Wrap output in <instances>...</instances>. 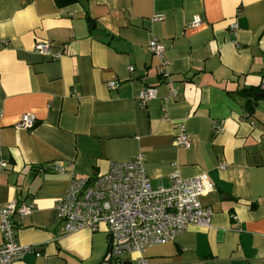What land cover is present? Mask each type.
Wrapping results in <instances>:
<instances>
[{
  "label": "crops",
  "instance_id": "0c3cea01",
  "mask_svg": "<svg viewBox=\"0 0 264 264\" xmlns=\"http://www.w3.org/2000/svg\"><path fill=\"white\" fill-rule=\"evenodd\" d=\"M156 14L164 17L152 21ZM195 16L202 22L192 26ZM153 36L167 76L149 50ZM41 40L62 57L39 53ZM263 76L264 0H0V206L36 205L16 229L32 249L14 264L108 260L106 229L65 232L56 203L73 173L101 176L138 154L154 188L169 187L173 172L207 173L211 185L200 197L211 225L149 246L147 264H264V101L248 110L241 91ZM148 86L157 97L142 105ZM24 113L38 119L33 129L16 127ZM179 122L190 147L176 139Z\"/></svg>",
  "mask_w": 264,
  "mask_h": 264
},
{
  "label": "built area",
  "instance_id": "2783aa9c",
  "mask_svg": "<svg viewBox=\"0 0 264 264\" xmlns=\"http://www.w3.org/2000/svg\"><path fill=\"white\" fill-rule=\"evenodd\" d=\"M163 17V14H156L151 20ZM201 22V17L195 16L191 25L196 26ZM230 29L236 33L237 25L233 24ZM148 47L154 55L162 58L161 72L167 76L169 60L164 57V44L153 36ZM36 50L53 59L64 54L62 49H55L47 40L39 41ZM118 84L112 80L109 87L115 88ZM260 86L264 90V76ZM157 93L156 87H145L139 94L141 104L146 105L157 97ZM37 122L35 115L24 113L16 127L33 129ZM214 125L216 132L223 131L220 121H214ZM178 130V143L190 147V137L183 122L178 123ZM227 166L226 163L220 164L221 169ZM6 167L7 160L0 158V172ZM54 168L64 171L60 164ZM210 189L207 173L183 178L178 172L171 174L169 187L154 188L145 166V157L138 154L131 160L112 161L108 173L101 176L77 177L73 173L68 190L57 201L56 208L65 232L84 228L92 231L103 227L106 229L110 241L109 259L103 264H111L131 252L141 254L138 264H147L143 253L149 246L174 241L191 224L203 227L211 225L213 210L200 200ZM35 208L34 202H19L17 199L0 206V231L3 236L0 264H14L32 249L18 242L16 229L20 220Z\"/></svg>",
  "mask_w": 264,
  "mask_h": 264
},
{
  "label": "trees",
  "instance_id": "16d2710c",
  "mask_svg": "<svg viewBox=\"0 0 264 264\" xmlns=\"http://www.w3.org/2000/svg\"><path fill=\"white\" fill-rule=\"evenodd\" d=\"M60 6H67L73 3L78 2L79 0H56ZM241 91L248 97V101L246 102V107L248 110H253L255 105H257L260 101H264V90L261 86L251 87V88H243Z\"/></svg>",
  "mask_w": 264,
  "mask_h": 264
},
{
  "label": "water",
  "instance_id": "95a60500",
  "mask_svg": "<svg viewBox=\"0 0 264 264\" xmlns=\"http://www.w3.org/2000/svg\"><path fill=\"white\" fill-rule=\"evenodd\" d=\"M260 94L264 95V92ZM111 264H125V262L123 260H117V261H113Z\"/></svg>",
  "mask_w": 264,
  "mask_h": 264
}]
</instances>
